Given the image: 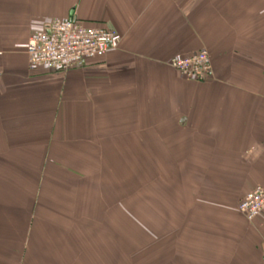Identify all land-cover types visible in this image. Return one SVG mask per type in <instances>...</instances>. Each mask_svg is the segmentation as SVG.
Returning <instances> with one entry per match:
<instances>
[{
    "label": "crops",
    "instance_id": "crops-1",
    "mask_svg": "<svg viewBox=\"0 0 264 264\" xmlns=\"http://www.w3.org/2000/svg\"><path fill=\"white\" fill-rule=\"evenodd\" d=\"M55 19L122 40L31 69L29 39ZM201 50L205 82L169 65ZM257 185L264 0H0V264H264V214L238 211Z\"/></svg>",
    "mask_w": 264,
    "mask_h": 264
},
{
    "label": "built area",
    "instance_id": "built-area-1",
    "mask_svg": "<svg viewBox=\"0 0 264 264\" xmlns=\"http://www.w3.org/2000/svg\"><path fill=\"white\" fill-rule=\"evenodd\" d=\"M122 40L117 31L102 26L87 25L72 19H55L42 24L30 37L27 55L31 69L44 67L51 71L67 72L81 68L89 61L104 57L116 49ZM211 56L201 50L188 57L173 58L169 65L181 77L198 82L207 81L212 69ZM249 222L264 214V187L255 186L238 206Z\"/></svg>",
    "mask_w": 264,
    "mask_h": 264
},
{
    "label": "rangeland",
    "instance_id": "rangeland-1",
    "mask_svg": "<svg viewBox=\"0 0 264 264\" xmlns=\"http://www.w3.org/2000/svg\"><path fill=\"white\" fill-rule=\"evenodd\" d=\"M127 214L129 216L126 215L125 219H126V224H128L131 227L130 230H131L132 239H140L141 238L140 235H141V230L142 229H141V225H140V221H139V212H133V213H127ZM130 217H131V220H129ZM120 228H121V230H124V228H123V226L121 224H120ZM142 231H143V235H145L146 229L144 228ZM148 231H149V229H148ZM127 234L129 235V233H127ZM133 246L136 247V245H133ZM124 247L127 249V251H131V254L133 253V255H134V252L136 250L133 247H131V245L129 246L128 244H126V242L124 243L122 241H120V244L119 243H115V249H116V251L118 250L120 253H121V251H124ZM129 247H131V248H129ZM100 248H101V250L104 249L105 245L100 244ZM110 248L112 250L111 244H110ZM137 252L138 251H136V253ZM116 255H117V258L115 260V264H125L124 261L121 260V258L119 257V253L118 252H116ZM126 259H127V256H126ZM111 261L112 260H110V264H112ZM107 262H109L107 259H106V261L105 260H101L100 264H107ZM126 262H127V264H129V260H127Z\"/></svg>",
    "mask_w": 264,
    "mask_h": 264
},
{
    "label": "trees",
    "instance_id": "trees-1",
    "mask_svg": "<svg viewBox=\"0 0 264 264\" xmlns=\"http://www.w3.org/2000/svg\"><path fill=\"white\" fill-rule=\"evenodd\" d=\"M99 59H101V58H99ZM179 74V73H178ZM180 75V74H179ZM183 78H185V77H183ZM185 79H187V78H185ZM209 79V78H208ZM187 80H191V79H187ZM191 81H194V80H191ZM196 82H198V81H196ZM205 82V81H204Z\"/></svg>",
    "mask_w": 264,
    "mask_h": 264
}]
</instances>
